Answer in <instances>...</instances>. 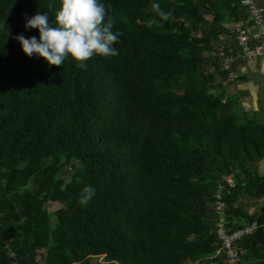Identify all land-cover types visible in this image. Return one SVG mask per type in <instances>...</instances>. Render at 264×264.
I'll return each instance as SVG.
<instances>
[{"label":"trees","instance_id":"16d2710c","mask_svg":"<svg viewBox=\"0 0 264 264\" xmlns=\"http://www.w3.org/2000/svg\"><path fill=\"white\" fill-rule=\"evenodd\" d=\"M104 3L119 54L81 68L71 56L59 66L30 57L15 39L39 36L25 28L38 11L55 24L61 0H0V264H225L214 204L231 173L229 226L258 223L242 256L264 262V206L250 214L239 203L264 196L253 168L264 119L227 91L238 76L226 83L216 51L241 3ZM88 184L96 195L82 206Z\"/></svg>","mask_w":264,"mask_h":264},{"label":"clouds","instance_id":"9594fccd","mask_svg":"<svg viewBox=\"0 0 264 264\" xmlns=\"http://www.w3.org/2000/svg\"><path fill=\"white\" fill-rule=\"evenodd\" d=\"M104 0H61L53 24L45 11H38L26 17V29H38L39 36L25 37L18 34L17 39L23 51L32 56L37 54L46 59L49 65H63L69 56L78 62V67L86 68L85 61L95 55L116 56L119 49L116 42L121 33L114 30L113 19ZM153 8L161 16L168 13L160 10L159 4ZM95 186L85 185L79 203L87 205L96 195Z\"/></svg>","mask_w":264,"mask_h":264},{"label":"built area","instance_id":"2783aa9c","mask_svg":"<svg viewBox=\"0 0 264 264\" xmlns=\"http://www.w3.org/2000/svg\"><path fill=\"white\" fill-rule=\"evenodd\" d=\"M235 1L241 3L243 15L233 24L231 34L220 35L216 49L221 70L227 72L226 83L236 78L237 62L254 58L264 60V0ZM223 181L219 183L214 204L217 214L216 234L220 242L214 257L224 259L225 264H242V240L253 235L259 225L253 221L237 229L229 226L223 191L226 187H235L237 181L233 173L224 175ZM190 263L198 264V261Z\"/></svg>","mask_w":264,"mask_h":264},{"label":"crops","instance_id":"0c3cea01","mask_svg":"<svg viewBox=\"0 0 264 264\" xmlns=\"http://www.w3.org/2000/svg\"><path fill=\"white\" fill-rule=\"evenodd\" d=\"M235 70L238 80L231 83L232 86H235L233 92L240 93V99L244 106H248L251 103L244 100L245 96L249 97L253 104L252 107H248L252 111H260V116L264 119V60L254 58L239 61L235 65ZM253 168L260 174H264V158L255 162ZM239 203L248 213L259 214L264 206V196L260 198L241 196ZM242 264H264V262L257 256L246 253V255L242 256Z\"/></svg>","mask_w":264,"mask_h":264},{"label":"rangeland","instance_id":"374dc122","mask_svg":"<svg viewBox=\"0 0 264 264\" xmlns=\"http://www.w3.org/2000/svg\"><path fill=\"white\" fill-rule=\"evenodd\" d=\"M234 88H235V86L233 85L232 86V84H231V86H230V84L229 85H227V91L228 92H230V93H232L233 91H234ZM244 100H246V101H250L251 103L248 105L249 107H252V101H251V99L248 97H246L245 96V98H244ZM248 106H244V105H242V107L244 108V110H246V111H252V109L251 108H249ZM63 172H62V174L64 175V176H68V175H70V174H72V172H73V170H72V168L70 167V166H67V167H65L63 170H62ZM62 206V203H60V202H50L49 203V207H51L50 209H51V211H55L56 209H58L59 207H61ZM61 209H59L58 211H60ZM52 215H53V213H51ZM54 215H55V213H54ZM54 215H53V217H54ZM190 263V261L187 263V264H189ZM191 264V263H190Z\"/></svg>","mask_w":264,"mask_h":264}]
</instances>
